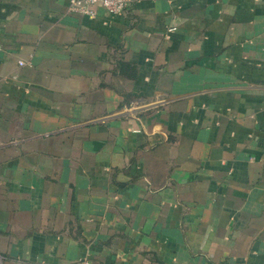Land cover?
I'll list each match as a JSON object with an SVG mask.
<instances>
[{
  "label": "crops",
  "instance_id": "1",
  "mask_svg": "<svg viewBox=\"0 0 264 264\" xmlns=\"http://www.w3.org/2000/svg\"><path fill=\"white\" fill-rule=\"evenodd\" d=\"M68 2L0 0V264H264V0Z\"/></svg>",
  "mask_w": 264,
  "mask_h": 264
},
{
  "label": "built area",
  "instance_id": "2",
  "mask_svg": "<svg viewBox=\"0 0 264 264\" xmlns=\"http://www.w3.org/2000/svg\"><path fill=\"white\" fill-rule=\"evenodd\" d=\"M131 0H69L67 12L70 14L94 17L98 10H103L110 15H122L128 8ZM22 66L24 63L19 61ZM82 264H87L82 261Z\"/></svg>",
  "mask_w": 264,
  "mask_h": 264
}]
</instances>
